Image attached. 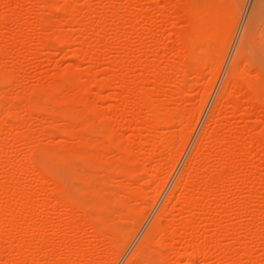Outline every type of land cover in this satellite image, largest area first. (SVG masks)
<instances>
[{"label":"rangeland","instance_id":"374dc122","mask_svg":"<svg viewBox=\"0 0 264 264\" xmlns=\"http://www.w3.org/2000/svg\"><path fill=\"white\" fill-rule=\"evenodd\" d=\"M0 264H264V0H0Z\"/></svg>","mask_w":264,"mask_h":264},{"label":"bare ground","instance_id":"6f19581e","mask_svg":"<svg viewBox=\"0 0 264 264\" xmlns=\"http://www.w3.org/2000/svg\"><path fill=\"white\" fill-rule=\"evenodd\" d=\"M210 3H212V2H210ZM208 5H209L208 7H211L210 4H208ZM214 7H215V9H216L217 7L219 8V6H213L212 8H214ZM212 8H211V9H208V11H206L207 9L204 10V11L206 12V14H208L209 17H210V18H209L208 15H206V16L204 15V16H205V19L207 20V19L209 18L208 20H211V21H208V20H207L206 23H207V24H210V25H211V23H212L211 26H210V25H207V27L211 30V32H209L210 30H208V32L210 33V34H209L210 36H212L211 34H213L214 32H216V29H214L215 27H216V28H217V27H218V28L220 27V26H219V25H220L219 22H221L220 19L223 18V17H222L223 14H221V12H220L219 9H216L217 11H215V13H214V10H215V9H212ZM211 10H213V13H214V14L212 13ZM218 11H219V13H218ZM221 11L223 12V10H221ZM205 12H204V13H205ZM209 13H211L212 15L210 16ZM223 13H224V12H223ZM215 14H216V15H215ZM220 14H221V15H220ZM217 15H220L221 17H220V16H217ZM214 16H215V19H213ZM211 17H212V18H211ZM216 17H217V18H216ZM219 17H220V19H219ZM205 19H204V20H205ZM216 19H218V20H216ZM212 20H214L215 22L212 21ZM218 21H219V22H218ZM213 22H214V23H213ZM216 22H217V25H218V26H216V25L213 26V24H216ZM198 25H199V24L196 25V28L199 30V29H200V28H199L200 26L198 27ZM200 25H201L202 27H204L203 23L200 24ZM202 27H201V28H202ZM211 27H214V28H211ZM218 28H217V31H218ZM212 30H213V31H212ZM195 31H197V30H195ZM198 32H199V31H198ZM214 34L216 35V33H214ZM215 35H213V36H215ZM234 69H235V66H234V64H233V66L230 68V75H232V73L234 72ZM159 218H160V214H159V215L157 216V218L155 219V221H154V223H153V226H152L150 229H148L146 235H145L144 238H143V241L147 239V237L149 236V233H150V232L153 233V231H155V230L158 228L157 220H158ZM10 223H11V222H10ZM11 226H12V225H11ZM11 226H10V227H11ZM118 227H119V226H118ZM12 228H13V227H12ZM23 228H24V227H23ZM26 228H27V226H26ZM28 228H29V227H28ZM8 230H9V227H8ZM27 230H29V229H27ZM27 230H26V231H27ZM150 235H151V234H150ZM148 238H149V237H148ZM143 241H142L141 244L137 247V250L134 252L133 256H136V255L138 256L137 253H138V251H140V248L142 247Z\"/></svg>","mask_w":264,"mask_h":264}]
</instances>
